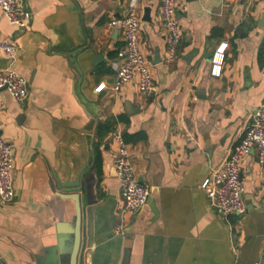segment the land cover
Listing matches in <instances>:
<instances>
[{"label":"crops","instance_id":"1","mask_svg":"<svg viewBox=\"0 0 264 264\" xmlns=\"http://www.w3.org/2000/svg\"><path fill=\"white\" fill-rule=\"evenodd\" d=\"M130 1L24 0L32 14L24 30L0 10V41L17 47L9 68L28 91L23 102L0 91V138L12 147L14 168V199L0 203V264L68 261L72 195L81 208L82 264H264V185L255 152L241 159L243 216L222 220L200 188L264 100V0H175L182 42L169 66L160 1L139 0L152 97L132 85L112 90L123 42L108 23L125 16ZM222 44L216 77L211 60ZM0 59L8 60L2 52ZM99 124L107 125L100 138ZM116 134L150 191L135 216L124 214L112 165Z\"/></svg>","mask_w":264,"mask_h":264},{"label":"built area","instance_id":"2","mask_svg":"<svg viewBox=\"0 0 264 264\" xmlns=\"http://www.w3.org/2000/svg\"><path fill=\"white\" fill-rule=\"evenodd\" d=\"M160 17L166 34V57L164 65H171L177 58L182 42V30L175 15V0H159ZM139 0H131L125 16L112 18L108 27L119 31L123 45L118 51L122 65L115 73L113 92L118 93L127 85H132L144 97L156 93L150 63L145 59L140 47L137 7ZM0 10L12 26L26 29L32 14L24 0H0ZM227 44L220 45L211 60L212 75L219 77ZM0 52L12 62L17 47L8 41H0ZM103 85L97 90H101ZM0 91H6L16 102L26 100L27 81L8 68L0 70ZM116 152L113 156V169L119 181L120 197L124 214L137 215L148 204L149 188L139 183L135 177L127 145L120 134L113 136ZM255 152L260 168V178L264 185V100L251 117L238 143L227 153L221 163L210 171L200 188L204 191L209 206L224 221L241 217L246 212L243 201L245 181L241 176V159ZM12 147L0 138V203L10 204L14 199Z\"/></svg>","mask_w":264,"mask_h":264},{"label":"water","instance_id":"3","mask_svg":"<svg viewBox=\"0 0 264 264\" xmlns=\"http://www.w3.org/2000/svg\"><path fill=\"white\" fill-rule=\"evenodd\" d=\"M260 26L264 29V15L262 16V20L260 21ZM97 57V56H96ZM97 60V59H94ZM12 60L11 59H0V69H8L10 67ZM94 122L93 120H90L88 128L91 129ZM116 175V174H115ZM80 186V192L83 194L86 193V190H88V186H85L84 183L79 184ZM74 203H75V232H74V241H73V248L71 250V254L69 256L68 261L62 262V264H82V260L77 261V253L80 247V240H81V208H80V202L79 198L76 195L68 196ZM150 202V198L148 200ZM91 203V202H89ZM93 203V202H92Z\"/></svg>","mask_w":264,"mask_h":264},{"label":"trees","instance_id":"4","mask_svg":"<svg viewBox=\"0 0 264 264\" xmlns=\"http://www.w3.org/2000/svg\"><path fill=\"white\" fill-rule=\"evenodd\" d=\"M107 132V125H101V124H99L98 126H97V128H96V132H95V135H96V137H102L105 133ZM141 139L142 138V136H138L137 138H135V140H137V139ZM124 140V139H123ZM124 142L126 143V141L124 140ZM97 149H98V147H97V145L95 146V151H96V165H97V167H99L100 166V159H99V156H98V154H97Z\"/></svg>","mask_w":264,"mask_h":264}]
</instances>
